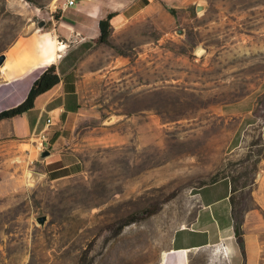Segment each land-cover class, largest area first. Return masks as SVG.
<instances>
[{"label":"rangeland","instance_id":"obj_1","mask_svg":"<svg viewBox=\"0 0 264 264\" xmlns=\"http://www.w3.org/2000/svg\"><path fill=\"white\" fill-rule=\"evenodd\" d=\"M64 1L0 0V53L70 18ZM170 2L154 28L134 22L85 55L81 110L48 155L35 136L0 141V264H164L200 187L224 174L235 224L264 204V0ZM58 38H36L41 63L57 59Z\"/></svg>","mask_w":264,"mask_h":264},{"label":"crops","instance_id":"obj_2","mask_svg":"<svg viewBox=\"0 0 264 264\" xmlns=\"http://www.w3.org/2000/svg\"><path fill=\"white\" fill-rule=\"evenodd\" d=\"M170 3V0H75L72 4L75 9L70 18L66 19L63 14L50 30L35 31L18 39L4 52L5 61L0 66V111L22 102L42 69L49 65V62L41 63L38 51L31 50L36 38L48 32L58 42L61 34L67 46L61 56L49 60L55 63L60 82L39 95L35 105L26 112L0 120V141L33 138L45 128L48 117L51 124L47 131V143L55 146L65 138L64 134L74 128L76 115L83 103L80 89L82 61L96 45L103 44L96 41L100 35V19L109 12H117L111 20L113 29L110 36V41L116 43V32L124 34L130 31L134 22L147 21L154 28L162 17L168 18L167 6ZM33 111L34 115L30 116ZM259 163L264 164V156ZM251 170L249 166L247 172ZM262 170L255 178L256 182L261 183L259 188L264 183V167ZM197 195L198 209L194 220L176 230H188L189 233L180 240H173L169 254L165 256V252L163 259L166 257L167 262L190 264L192 252L206 249H209L212 257L215 256L212 253L214 247L220 239H224L229 250V264H264V216L259 211L264 209V204L247 208L242 222L243 250L235 233V211L239 205L233 195L230 179L225 177L206 184L200 187ZM255 196L264 198V190H255ZM222 201L225 203L221 209H211ZM212 262L208 261L209 264Z\"/></svg>","mask_w":264,"mask_h":264},{"label":"trees","instance_id":"obj_3","mask_svg":"<svg viewBox=\"0 0 264 264\" xmlns=\"http://www.w3.org/2000/svg\"><path fill=\"white\" fill-rule=\"evenodd\" d=\"M117 14L116 11L109 12L105 17L101 18L99 21L100 35L97 38L98 43H107L110 44V36L113 29V24L111 22L112 18ZM61 80V77L57 71V67L53 61L49 62V65L42 69L41 73L32 83L29 88L28 94L25 99L17 105H14L10 108H6L0 111V120L5 118H11L18 114H22L32 108L35 105L37 97L54 86H56ZM263 157V150H261L255 157V163L258 164ZM250 158V157H248ZM227 175L224 174L220 177H215L211 182H216L222 178H225ZM207 184V183H205ZM232 189L234 190V185L232 181ZM128 224V223H125ZM235 233L237 241L240 244L241 248L244 250V232L242 229V222L235 224Z\"/></svg>","mask_w":264,"mask_h":264},{"label":"built area","instance_id":"obj_4","mask_svg":"<svg viewBox=\"0 0 264 264\" xmlns=\"http://www.w3.org/2000/svg\"><path fill=\"white\" fill-rule=\"evenodd\" d=\"M74 3H75V0H65L64 1L65 7H68ZM50 124H51V118L48 117L45 128L42 129L40 133L35 136L34 147L37 152H43L47 149V131H48V127ZM168 252L165 254V256L168 254ZM212 253L215 254V256L211 257V261L213 260V262H215L216 260L215 258H217V256L218 257L221 256L223 260H226L228 262L230 261L229 250H228L227 244L224 241V239L219 240V242L214 247ZM164 261H165L164 264H177L173 261L167 262L166 257L164 258Z\"/></svg>","mask_w":264,"mask_h":264},{"label":"water","instance_id":"obj_5","mask_svg":"<svg viewBox=\"0 0 264 264\" xmlns=\"http://www.w3.org/2000/svg\"><path fill=\"white\" fill-rule=\"evenodd\" d=\"M203 7H204L203 5L198 4V5H197V10L200 11L201 9H203ZM44 24H45V20L42 19V20L39 21V26H43ZM5 57H6L5 53H0V66L3 65V63H4V61H5ZM114 119H115V117H114V116H111V117L108 118L107 122L113 121ZM49 153H50V152H49L48 150H45V151L42 152V155H43V156H46V155H48ZM35 178H36V176H34V179H35ZM44 218H45V217H40V220L43 221Z\"/></svg>","mask_w":264,"mask_h":264},{"label":"bare ground","instance_id":"obj_6","mask_svg":"<svg viewBox=\"0 0 264 264\" xmlns=\"http://www.w3.org/2000/svg\"><path fill=\"white\" fill-rule=\"evenodd\" d=\"M66 47V44L62 43L60 46H58L57 50L63 52ZM61 52L58 53V56H61Z\"/></svg>","mask_w":264,"mask_h":264}]
</instances>
